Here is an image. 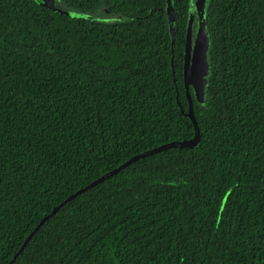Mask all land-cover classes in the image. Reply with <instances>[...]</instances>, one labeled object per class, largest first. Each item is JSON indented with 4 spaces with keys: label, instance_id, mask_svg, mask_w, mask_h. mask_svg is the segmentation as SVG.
Wrapping results in <instances>:
<instances>
[{
    "label": "trees",
    "instance_id": "trees-1",
    "mask_svg": "<svg viewBox=\"0 0 264 264\" xmlns=\"http://www.w3.org/2000/svg\"><path fill=\"white\" fill-rule=\"evenodd\" d=\"M0 0V264H264V0H205L201 101L184 51L194 0ZM102 4L122 21L88 13Z\"/></svg>",
    "mask_w": 264,
    "mask_h": 264
},
{
    "label": "water",
    "instance_id": "water-1",
    "mask_svg": "<svg viewBox=\"0 0 264 264\" xmlns=\"http://www.w3.org/2000/svg\"><path fill=\"white\" fill-rule=\"evenodd\" d=\"M199 4L201 6H204L205 0H199ZM167 9L171 14V35H172V48L174 50V45H175V35H174V27H173V20L175 17V11L174 7L172 5L171 0H169ZM209 46V41L208 39L206 40V46L205 50L203 53L200 55H194L193 51L194 48V39H193V23H192V17L190 18L189 21V26L187 30V41H186V46H185V51H184V81L185 85L187 88V95L189 99V111L188 115L192 119L195 127V135L190 138V139H185V140H175L171 141L165 144H162L160 146L154 147L152 149L146 150L140 154H137L133 157H131L129 160L118 166L117 168H114L113 170L107 172L106 174L102 175L98 179L94 180L91 184L88 186L81 188L77 190L74 194L69 196L65 201L57 205L53 211L46 215L44 218L41 219V221L38 223V225L35 227V229L29 234V236L26 238L25 242L23 243L22 247L20 250L17 252V254L14 256L13 260L16 259L17 255L21 252V250L24 249L26 244L29 242V240L32 238V236L36 233V231L45 223V221L53 214H55L64 203L68 202L72 198L76 197L78 194H81L83 191L87 190L90 187L95 186L97 183L105 180L106 178L110 177L111 175L115 174L118 172L120 169L126 167L128 164L134 162L135 160L139 159L140 157L165 150L174 146H180V147H195L200 139H201V129L199 127L198 121L195 116L194 108H193V99L192 95L189 91L190 85H192L195 88V91L198 93V98L202 101L204 99V94H205V88H206V83H207V74L209 71V62L207 59V48ZM12 263V262H11ZM10 263V264H11Z\"/></svg>",
    "mask_w": 264,
    "mask_h": 264
},
{
    "label": "rangeland",
    "instance_id": "rangeland-1",
    "mask_svg": "<svg viewBox=\"0 0 264 264\" xmlns=\"http://www.w3.org/2000/svg\"><path fill=\"white\" fill-rule=\"evenodd\" d=\"M48 4L61 9L63 11H75L72 7L68 6L63 0H45ZM205 11L206 5L201 6L199 0L193 1L192 6V23H193V39H194V55H200L205 50L206 40L208 39L206 25H205ZM95 18L102 19L104 21H122L124 17L122 15H117L111 13L105 4H102L96 9L89 10L88 13ZM207 59H208V48H207ZM209 62V59H208ZM195 89V88H194ZM196 95L198 93L195 91ZM205 97V94L204 96Z\"/></svg>",
    "mask_w": 264,
    "mask_h": 264
}]
</instances>
